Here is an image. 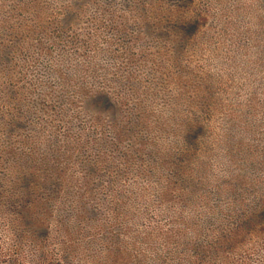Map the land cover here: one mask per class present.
I'll use <instances>...</instances> for the list:
<instances>
[{"label":"clouds","instance_id":"clouds-1","mask_svg":"<svg viewBox=\"0 0 264 264\" xmlns=\"http://www.w3.org/2000/svg\"><path fill=\"white\" fill-rule=\"evenodd\" d=\"M0 264H264V0H0Z\"/></svg>","mask_w":264,"mask_h":264},{"label":"rangeland","instance_id":"rangeland-1","mask_svg":"<svg viewBox=\"0 0 264 264\" xmlns=\"http://www.w3.org/2000/svg\"><path fill=\"white\" fill-rule=\"evenodd\" d=\"M91 103L96 108L101 110L108 109L112 106L111 101L103 96H100V93L92 98Z\"/></svg>","mask_w":264,"mask_h":264},{"label":"trees","instance_id":"trees-1","mask_svg":"<svg viewBox=\"0 0 264 264\" xmlns=\"http://www.w3.org/2000/svg\"><path fill=\"white\" fill-rule=\"evenodd\" d=\"M100 96H103V97L109 99L108 96L106 94H104V93H100Z\"/></svg>","mask_w":264,"mask_h":264}]
</instances>
